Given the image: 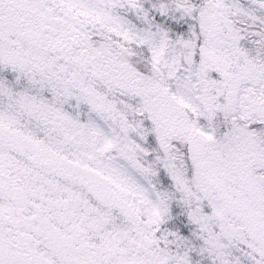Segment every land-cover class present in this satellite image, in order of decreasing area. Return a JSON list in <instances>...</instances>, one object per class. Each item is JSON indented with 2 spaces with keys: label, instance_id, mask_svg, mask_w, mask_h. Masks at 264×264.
Instances as JSON below:
<instances>
[{
  "label": "snow or ice",
  "instance_id": "snow-or-ice-1",
  "mask_svg": "<svg viewBox=\"0 0 264 264\" xmlns=\"http://www.w3.org/2000/svg\"><path fill=\"white\" fill-rule=\"evenodd\" d=\"M0 264H264V0H0Z\"/></svg>",
  "mask_w": 264,
  "mask_h": 264
}]
</instances>
